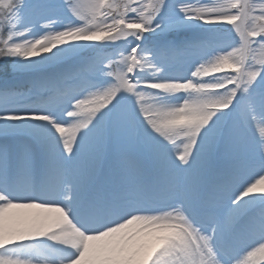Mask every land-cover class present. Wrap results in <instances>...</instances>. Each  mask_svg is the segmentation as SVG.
<instances>
[{"label": "snow or ice", "instance_id": "obj_1", "mask_svg": "<svg viewBox=\"0 0 264 264\" xmlns=\"http://www.w3.org/2000/svg\"><path fill=\"white\" fill-rule=\"evenodd\" d=\"M256 7L0 0V264L264 262Z\"/></svg>", "mask_w": 264, "mask_h": 264}, {"label": "rangeland", "instance_id": "obj_2", "mask_svg": "<svg viewBox=\"0 0 264 264\" xmlns=\"http://www.w3.org/2000/svg\"><path fill=\"white\" fill-rule=\"evenodd\" d=\"M110 2H112V0H110ZM115 2L120 3L122 5L124 3V0H115ZM146 2H147V0H145V3ZM212 2L218 4V3H222L223 0H212ZM251 2L254 3L257 6L256 7V10L252 13V15H257L258 16L260 14L259 5L264 4V0H251ZM60 14L66 15L64 13H60ZM260 23H264V22H257V24L255 26L256 27H259ZM226 28H230V26H227V25H224V26H219V25H205V26H203V30L205 32H207V33L222 32ZM231 35L234 36V33L231 34ZM255 55H256V58L257 59L264 58V50L257 49ZM181 96H183V95H181Z\"/></svg>", "mask_w": 264, "mask_h": 264}, {"label": "bare ground", "instance_id": "obj_3", "mask_svg": "<svg viewBox=\"0 0 264 264\" xmlns=\"http://www.w3.org/2000/svg\"><path fill=\"white\" fill-rule=\"evenodd\" d=\"M181 95H183V94L181 93ZM253 127L255 128L256 134L259 136L260 135V129L264 128V123H261L260 119L257 118L256 121L253 124ZM32 243H35V242H32ZM17 247H19V245ZM38 247H39L41 252L47 251V246L46 245H38ZM261 264H264V262H262Z\"/></svg>", "mask_w": 264, "mask_h": 264}]
</instances>
